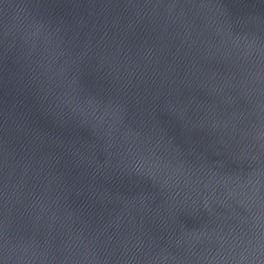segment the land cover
<instances>
[{"label": "water", "instance_id": "water-1", "mask_svg": "<svg viewBox=\"0 0 264 264\" xmlns=\"http://www.w3.org/2000/svg\"><path fill=\"white\" fill-rule=\"evenodd\" d=\"M0 264H264V0H0Z\"/></svg>", "mask_w": 264, "mask_h": 264}]
</instances>
